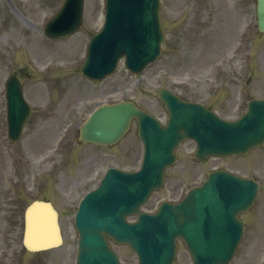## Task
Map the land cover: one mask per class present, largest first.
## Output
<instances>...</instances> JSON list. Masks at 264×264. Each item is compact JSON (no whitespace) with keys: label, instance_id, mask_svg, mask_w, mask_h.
Segmentation results:
<instances>
[{"label":"rangeland","instance_id":"374dc122","mask_svg":"<svg viewBox=\"0 0 264 264\" xmlns=\"http://www.w3.org/2000/svg\"><path fill=\"white\" fill-rule=\"evenodd\" d=\"M6 1V5L10 7L9 13L0 11V44H3L0 46V82L8 75V71L15 70L25 63L30 65L32 71H35L40 66L50 62L56 69V74L55 81L52 82L39 81L36 83L35 81L43 78L38 74L34 79L28 80L26 95L33 107L34 117L32 121L35 123L36 120L37 124L31 121L20 143L10 146L5 151L0 148V233H3V226H7V232H4L2 237L0 235V264H8V261L9 264H73L76 253V232L72 228L69 217L75 197L84 187L91 184V173L94 167L91 158L86 154L89 151L80 152L76 155V157L82 155L80 157L84 158L81 161L82 165L73 164L76 157L71 161L62 159L56 165L43 161L45 154L53 147L54 139L59 130L52 135H41L39 133L41 119H50L48 124L46 123L48 130L54 129L56 124L58 129H61L69 118L71 110H74L72 108L81 101L86 99L90 102L98 97L115 98L118 96L133 98L142 107L164 119L165 110L163 106L148 92L150 83L169 85L173 90L191 99L206 98L205 90L214 91V89L220 88V86H213L218 84L216 79L230 78L232 71L240 67L237 62L230 59L234 52L231 50L235 46L237 32L245 26L246 22H249V13H251L252 8L247 0H162L163 12L165 7V12L167 9L168 14V9L171 7V13L177 20L175 22L177 27L173 25L170 27L171 40L174 37L177 38L175 50L170 49L172 48L171 40H168L164 58H161L157 65L151 66L142 76H132L122 69L119 74L106 82L96 85L85 82V88L80 84H74L75 80L78 79L75 76V67L81 62L85 44L84 42L82 45L83 38L78 37L68 41L69 46L68 44L59 46L58 43L53 42L54 45L49 47L40 44L38 38L29 35L32 31L38 30L37 22L42 16L46 19L57 9L59 0H47L46 2L39 0L38 8H28L19 0ZM100 2L103 5L104 0H91L87 7L89 18L97 17V26L102 19V15H96ZM251 16L252 21L254 20L253 9ZM252 39L254 42V38ZM258 42L255 40V43H251L254 45L253 51L259 47L262 48L261 53H263L264 41L261 44ZM174 43L172 46H175ZM243 46L245 44L241 43V47ZM248 46L249 43H246L247 48ZM5 49H8L9 52L4 54L3 50ZM240 51H242L240 57L243 58L245 50L241 48ZM256 53L254 52V55ZM11 58H16L17 63L10 64L8 59ZM20 60H24L23 63ZM229 60L232 62L230 68L227 69L229 74L225 73L226 66L212 76V65L218 61L227 63ZM67 62L71 65L69 70L62 67ZM262 63H264L263 55L260 59L254 58L251 61V68L255 70L257 79L261 78L260 89L264 92V73L260 72ZM58 69H62L63 72ZM207 78L214 81L206 85L203 82ZM136 80L140 85L138 88L132 86ZM183 80L188 81L189 86L187 88L177 87L175 82ZM0 84L2 85V83ZM144 86L147 87L144 88ZM196 89L203 91V94H197ZM228 93L229 87L224 86L217 101L223 102L225 99L226 102ZM74 94L79 95L77 100ZM3 98L2 93H0V131L4 128L5 102ZM215 99L216 96L213 101ZM71 100L72 102H70ZM208 103L211 102L208 101ZM212 104L224 118L229 120L237 118L243 111V108H234L233 103ZM131 133L117 150L120 156L119 162L125 167L133 166L139 156L140 142L136 128H133ZM1 157L4 159V167H2ZM191 160L186 153H182L181 162L176 167L177 169L170 171L169 188L158 194V200L169 197V195H175L182 181L188 183L198 179L196 175L200 176L205 173L206 165L204 168H198L195 165L191 171L189 166ZM106 161L110 162V160ZM259 164L261 162L257 160L255 163L254 160L244 162L223 160L218 162L216 166L235 168L238 171L241 167V173L254 174V172L259 171ZM184 166L187 167V173H180L178 167L183 168ZM37 177L42 178L37 179ZM26 186L29 187V191L36 195L51 197L59 207L65 238L61 248L39 254L26 253L22 250V210L25 203L24 201L20 202L19 198L28 195ZM13 198H15V202L11 204L10 200ZM158 200L149 202L147 209L154 208ZM262 202V209L255 214L256 222L254 223L257 224L258 231L254 238L257 241L250 240L251 234H249L241 251V254L248 249L254 252L245 264H254L257 259L262 260L261 264L264 261V220L257 222L260 215L264 219V193L260 200V203ZM255 244V248H248L249 245ZM262 249L263 253L260 256ZM119 250L127 264H135L133 255L125 247H120ZM256 252L257 256L254 257ZM10 253L11 258H8L7 255ZM185 262L191 264L190 260L181 254L177 264H185Z\"/></svg>","mask_w":264,"mask_h":264},{"label":"water","instance_id":"95a60500","mask_svg":"<svg viewBox=\"0 0 264 264\" xmlns=\"http://www.w3.org/2000/svg\"><path fill=\"white\" fill-rule=\"evenodd\" d=\"M156 0H110L109 1V19L115 20L117 31L121 35V39L126 37L128 41L121 44H116L111 40H107L108 44L105 48L103 45L104 39L99 43V47L93 53L92 60L89 63V73L91 75H97L103 72H110L116 63L118 56L123 54V48L119 46H128L129 59L127 63L130 67H133L140 72L148 59L143 58L141 53H138L137 48L134 45L137 40L136 37L143 34L146 30L148 23L153 19ZM259 20L264 26V0H259ZM101 44V45H100ZM161 98L168 103L169 94L160 93ZM16 102L15 114L13 115V127L11 131V137L16 138L22 129L24 121L28 118L26 108L22 102L13 95ZM131 111L137 115L139 120L149 119L145 113L136 109L130 103L124 105V107L118 109L119 112L125 113ZM187 108L180 107L177 111L186 112ZM116 111V110H114ZM176 111V112H177ZM176 112L174 116H176ZM179 121L184 125H180L181 128L193 127L195 125L196 118L187 121L184 118H179ZM233 151H239V148L233 149ZM159 174H162L160 171ZM84 223V221L82 222ZM85 222L84 224H87ZM107 223L102 222L99 224V228L90 229L86 225L85 228L79 229L80 234V251L78 255L77 264H118L115 254L109 248L104 233H111L113 237L120 241L116 230H106ZM83 226V225H82ZM101 226V227H100ZM127 235L125 241L131 244L134 248H137V242L143 247L141 252V264H172L174 259L173 248H175V241L171 238L165 244L163 242L159 247L160 250L155 251L152 244L146 246V238L152 235V232L141 231V229H127ZM137 236L134 237L133 233ZM122 238H124L122 236ZM24 244L27 249L31 251H39L55 247L61 244L60 229L57 223V214L48 204L35 202L32 204L26 212V230L24 237ZM163 247V248H162ZM149 250V251H146ZM155 251V252H154Z\"/></svg>","mask_w":264,"mask_h":264}]
</instances>
